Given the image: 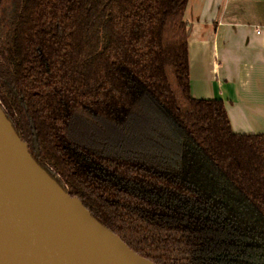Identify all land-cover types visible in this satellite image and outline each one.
I'll use <instances>...</instances> for the list:
<instances>
[{"label": "trees", "instance_id": "obj_1", "mask_svg": "<svg viewBox=\"0 0 264 264\" xmlns=\"http://www.w3.org/2000/svg\"><path fill=\"white\" fill-rule=\"evenodd\" d=\"M188 0H10L0 108L34 160L155 264H264V133L190 91Z\"/></svg>", "mask_w": 264, "mask_h": 264}, {"label": "water", "instance_id": "obj_2", "mask_svg": "<svg viewBox=\"0 0 264 264\" xmlns=\"http://www.w3.org/2000/svg\"><path fill=\"white\" fill-rule=\"evenodd\" d=\"M0 222L25 232L57 264H155L132 250L32 157L0 108Z\"/></svg>", "mask_w": 264, "mask_h": 264}, {"label": "crops", "instance_id": "obj_3", "mask_svg": "<svg viewBox=\"0 0 264 264\" xmlns=\"http://www.w3.org/2000/svg\"><path fill=\"white\" fill-rule=\"evenodd\" d=\"M184 19L191 95L222 99L235 132L264 133V0H188Z\"/></svg>", "mask_w": 264, "mask_h": 264}, {"label": "bare ground", "instance_id": "obj_4", "mask_svg": "<svg viewBox=\"0 0 264 264\" xmlns=\"http://www.w3.org/2000/svg\"><path fill=\"white\" fill-rule=\"evenodd\" d=\"M58 257L35 243L28 234L0 222V264H57Z\"/></svg>", "mask_w": 264, "mask_h": 264}, {"label": "rangeland", "instance_id": "obj_5", "mask_svg": "<svg viewBox=\"0 0 264 264\" xmlns=\"http://www.w3.org/2000/svg\"><path fill=\"white\" fill-rule=\"evenodd\" d=\"M9 3H10V0H4V6H5V10H6L5 13H3L4 22H3L2 32H4V33L6 32L7 26H8L6 17L8 16V13H9ZM243 133H249V132H243Z\"/></svg>", "mask_w": 264, "mask_h": 264}, {"label": "built area", "instance_id": "obj_6", "mask_svg": "<svg viewBox=\"0 0 264 264\" xmlns=\"http://www.w3.org/2000/svg\"><path fill=\"white\" fill-rule=\"evenodd\" d=\"M257 32H259V31H257Z\"/></svg>", "mask_w": 264, "mask_h": 264}]
</instances>
